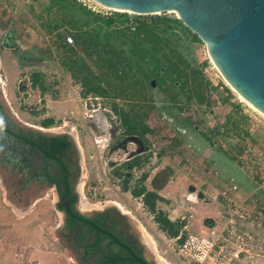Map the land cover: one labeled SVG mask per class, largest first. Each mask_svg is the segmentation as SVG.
I'll return each mask as SVG.
<instances>
[{
    "label": "rangeland",
    "instance_id": "rangeland-1",
    "mask_svg": "<svg viewBox=\"0 0 264 264\" xmlns=\"http://www.w3.org/2000/svg\"><path fill=\"white\" fill-rule=\"evenodd\" d=\"M43 4L40 0L37 6L11 4L10 9H20L19 14L0 5V56L7 52L8 29L25 32L33 25L44 49L39 59L48 62L42 68L25 69L28 54L16 51V80L2 85L0 98L16 121L72 140L79 155L75 182L79 209L88 211L86 215L110 210L120 216L121 228L136 239L153 264H264V117L226 84L205 43L197 41L174 12L91 14L69 0L47 13ZM119 14L123 21L106 25L108 18ZM130 17L139 25L169 18L184 26L159 25L154 40L162 50L157 52L148 37L133 35L127 28ZM13 21L17 26H12ZM55 21L59 26L54 30ZM67 36L74 37L72 51L62 44ZM77 36L83 37L80 45ZM8 40L17 44L12 36ZM87 52H93L92 58ZM73 61H80L83 69H71ZM108 62H118L117 76ZM88 70L101 80L108 97L88 93L82 86ZM29 81L68 108L57 116L47 115L44 108L37 110L36 104L27 102ZM115 106L138 113L151 128L145 142L125 134ZM136 155L149 159L136 167L126 166ZM141 187L162 197L156 210L180 225L177 238L161 229L142 196H134ZM0 192L5 199L0 202L13 216L9 226L20 220V233L24 232L18 238L0 235V242L9 250L18 247L19 255L25 252L20 264H80L61 239L62 213L52 192L19 194L1 171ZM3 209L0 206V214ZM145 233L154 241V249ZM16 261L15 256L11 263Z\"/></svg>",
    "mask_w": 264,
    "mask_h": 264
},
{
    "label": "flooded vegetation",
    "instance_id": "flooded-vegetation-1",
    "mask_svg": "<svg viewBox=\"0 0 264 264\" xmlns=\"http://www.w3.org/2000/svg\"><path fill=\"white\" fill-rule=\"evenodd\" d=\"M2 85L0 78L1 93ZM3 102L0 98V171L7 175L8 182L19 194L52 192L56 198L54 205L62 213L61 239L68 243L74 258L80 264H153L138 247L136 239L121 228L120 216L110 210L86 215L88 211L79 209L75 184L79 155L72 140L66 135L43 133L49 130L16 121ZM114 110L117 114L121 112L115 107ZM142 123L149 129L144 135H128L126 131L125 134L145 142L151 128ZM140 156L133 157L126 166L136 167L135 161L141 163L140 160L149 159ZM115 206L122 209L118 203ZM146 238L149 241V237Z\"/></svg>",
    "mask_w": 264,
    "mask_h": 264
},
{
    "label": "water",
    "instance_id": "water-1",
    "mask_svg": "<svg viewBox=\"0 0 264 264\" xmlns=\"http://www.w3.org/2000/svg\"><path fill=\"white\" fill-rule=\"evenodd\" d=\"M94 1L136 15L176 13L228 81L264 114V0Z\"/></svg>",
    "mask_w": 264,
    "mask_h": 264
},
{
    "label": "crops",
    "instance_id": "crops-1",
    "mask_svg": "<svg viewBox=\"0 0 264 264\" xmlns=\"http://www.w3.org/2000/svg\"><path fill=\"white\" fill-rule=\"evenodd\" d=\"M40 1L44 2L43 5L46 8L45 12L49 13L50 10L52 9L50 7L51 6L50 1L49 0H40ZM31 3L35 4L37 6L38 0H0V5L3 4L5 7H6V5H7V7H9L11 4L13 7H15L14 5L23 6L25 4H31ZM80 5L82 7H84L82 4H80ZM53 8L55 9L57 7H53ZM0 10H3V8H1ZM15 10L16 11L13 12L9 7L8 11L12 12L13 14H19V12H21L20 9H15ZM3 21H5V19H3ZM12 24H13L12 26H17L16 21H13ZM52 24L54 26V30L57 29V27L59 26L58 21H55ZM1 25L4 26L3 24H1ZM32 27H33V25L28 26L26 28V30H24L25 32H19L18 31V33H17L13 29H8V31L6 32L7 40L5 42V45H6L5 49L7 50V52L3 53V55L0 56V69L3 70V73H4V75L2 76L4 78H1V77L0 78L3 80L4 86L6 85V83H8L9 85L13 84L16 80V77H17V70L16 69L19 68V64H18L19 58L17 59L15 56V53H17L16 51L19 50V51L26 52L28 54V58L25 59L23 62V67L25 69L33 68L34 66H35V68H36V66H40L42 68V66L44 64H48V62L41 61L39 59L42 56V54H44V49L41 48V42H40V39H42V38L40 36H38V34L35 33V31H33ZM17 29H20V27H17ZM56 33H57V31L52 32L50 37L54 38ZM11 36L15 39V41L17 43V44L12 45L13 47L9 46L10 44H9L8 39L11 38ZM62 44L65 46V49L72 51V49L69 48L70 45H68L65 42V40ZM39 70L42 71V69H39ZM38 72H40V71H38ZM27 79L28 78H26V80ZM29 83H30V81H29ZM30 84H31L29 86L30 89H26L27 90L26 92L29 94V98H28L27 102L30 105L36 104L33 106L36 107L37 110L44 108L46 111L45 113H47V115L57 116V115H61L63 113V111L68 108V107H66L65 104H62V102L60 103V102L56 101V99H54L52 97V95H50L48 93L42 94V92H40V90L38 88L37 89L33 88L32 82ZM42 102H43V105L41 106ZM1 195L2 194L0 192V201H4L5 199H3ZM0 206L4 207V209L2 210V212L0 214V235H2L1 237L3 239L4 238L5 239L15 238V236H17V238L19 236L23 237L24 232L20 233V230H21L20 226L21 225H19V223H18L20 220L18 221L17 217L14 218V220L18 221V222H16L17 225H13L14 226L13 228L11 226H9L10 222L13 221L11 219L12 215L10 214V211L5 207L4 203H1ZM18 211H20V210H18ZM0 246H1L0 247V264H12L11 261L13 259H15V256H16V260H17L16 263L20 264V262H23L22 261L24 258L23 254H25V252H23L22 255H19L20 252L18 251L19 250L18 247L16 248V250H13V249L9 250L10 248L7 247V245L4 243L3 240L0 242Z\"/></svg>",
    "mask_w": 264,
    "mask_h": 264
},
{
    "label": "trees",
    "instance_id": "trees-1",
    "mask_svg": "<svg viewBox=\"0 0 264 264\" xmlns=\"http://www.w3.org/2000/svg\"><path fill=\"white\" fill-rule=\"evenodd\" d=\"M49 1H50V5H51L50 7L53 8V7L62 6L65 3H67V1H69V0H49ZM82 8H85V7H82ZM89 13H91V12L89 11ZM117 16L118 17L115 16V17L108 18L106 21V25L112 26V24H114L116 22V20H119V18H121V21H123L121 14H119ZM125 22H127V20ZM169 22H172L174 24H181L182 26H184L179 20H174V19H169V18L153 19V20H151L150 23H141L140 25H138V28L135 32H133V35H137V36L144 35L145 40L148 37V42H150L152 44L154 50H156L157 52H160L162 49H158L155 47V45L159 44V42L154 40L155 38H157L154 31L162 23H169ZM185 29L189 31V29L187 27H185ZM151 36H152V38H151ZM193 36L197 41H201L195 34H193ZM82 41H83L82 36L76 37V42L79 45L82 43ZM94 44L97 45V43H94ZM87 55L90 58H92L93 52H87ZM165 56L167 57L166 54H165ZM169 62L171 63V66H173L174 70L178 71L180 75H183L181 69H179L177 67V65H173L171 61H169ZM108 63H109L108 67H110L113 71H115L114 75L117 76L116 64L118 62L117 63L108 62ZM81 65L82 64L80 63V61H73V66L71 67V69L79 68V71H81L83 69V67H81ZM176 82H178V80H176ZM81 84H82V86L86 87L88 93L97 94L98 96H102V97H108L109 96V91L107 89L102 88L101 80L92 71L88 70V74H87V76L83 77ZM186 84H188V80L184 81V85H186ZM226 101H228V99H226ZM115 109H117L116 106H115ZM119 114H120L119 117L123 123L126 134H128V135H134V134L144 135L146 132L149 131L148 128L144 127V125L141 121V118L137 113H134L133 111H130V112L121 111ZM50 122H52V120H49L47 123H50ZM140 164L141 163L139 161H135L133 163V165H136V166L140 165ZM145 178H146V176H144V179ZM133 194L136 197H141V196L143 197L144 204L147 206L148 210L153 215H155L156 222L161 226V229L164 232H166L167 235H169L170 237H173V238H177L180 235V230H181L180 225L178 223L173 222L170 219H168V217L163 212H159L156 210L157 202L160 201L162 199V197H160L155 192L147 191L145 187H141L140 189L135 190ZM184 241H185V237L184 238L182 237L180 242L183 243Z\"/></svg>",
    "mask_w": 264,
    "mask_h": 264
},
{
    "label": "built area",
    "instance_id": "built-area-1",
    "mask_svg": "<svg viewBox=\"0 0 264 264\" xmlns=\"http://www.w3.org/2000/svg\"><path fill=\"white\" fill-rule=\"evenodd\" d=\"M80 4H82L85 8H87L89 11L95 13V14H101V15H108L109 12H112L113 9L106 8L99 3L95 2L94 0H76ZM135 15V14H133ZM138 21L130 17V19L127 20L126 26L131 32H135L138 28ZM65 42L73 46L74 45V37L73 36H67L65 39Z\"/></svg>",
    "mask_w": 264,
    "mask_h": 264
},
{
    "label": "bare ground",
    "instance_id": "bare-ground-1",
    "mask_svg": "<svg viewBox=\"0 0 264 264\" xmlns=\"http://www.w3.org/2000/svg\"><path fill=\"white\" fill-rule=\"evenodd\" d=\"M116 11H120V12H123V13H130V14H133L132 12L130 11H122V10H116ZM210 57V55H209ZM211 61L213 62L214 66L217 68V70L221 73L224 81L226 82V84L228 86H230V88L238 95V97L241 99V101H243L244 103H246L247 105H249L254 111L258 112L262 117H264V114L258 109L256 108L250 101H248V99H246V97L236 88L234 87V85H232V83H230V81H228V79L224 76V74L222 73L221 69L218 67V65L216 64V62L212 59V57H210ZM81 186V185H80ZM119 207V206H118ZM145 236H148V235H145ZM149 237V236H148ZM147 239V238H146ZM148 241V240H147ZM148 242H151V246L152 248L154 249V241H152L149 237V241ZM164 261V259H163ZM166 262V260H165Z\"/></svg>",
    "mask_w": 264,
    "mask_h": 264
}]
</instances>
